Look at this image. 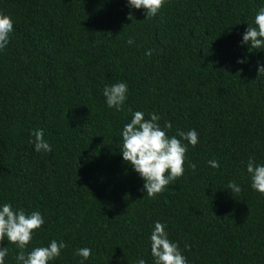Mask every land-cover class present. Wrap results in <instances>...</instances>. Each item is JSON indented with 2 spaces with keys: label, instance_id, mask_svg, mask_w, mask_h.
<instances>
[{
  "label": "trees",
  "instance_id": "1",
  "mask_svg": "<svg viewBox=\"0 0 264 264\" xmlns=\"http://www.w3.org/2000/svg\"><path fill=\"white\" fill-rule=\"evenodd\" d=\"M261 6L165 0L147 18L127 0H0L14 24L0 53V203L45 221L25 252L56 239L66 247L49 264H153L149 237L160 220L189 264H264V194L246 169L250 156L264 163V49L241 43ZM119 80L129 88L121 111L103 96ZM129 108L170 120L168 135L199 134L183 175L155 196L121 155ZM37 127L52 151L29 143ZM231 180L240 192L227 189ZM0 246L5 264H17L16 245Z\"/></svg>",
  "mask_w": 264,
  "mask_h": 264
},
{
  "label": "clouds",
  "instance_id": "2",
  "mask_svg": "<svg viewBox=\"0 0 264 264\" xmlns=\"http://www.w3.org/2000/svg\"><path fill=\"white\" fill-rule=\"evenodd\" d=\"M164 3L165 0H127L130 9L145 10L147 18L158 14ZM261 4L254 20L248 23L247 29L242 34L241 43L250 45L253 49H264V0H261ZM129 17H132L131 11ZM13 34L14 24L11 18L0 13V53L9 47ZM127 43L134 44V38L130 36ZM152 51L147 49L146 55L151 56ZM238 62L246 61L240 59ZM258 74H264V63H258ZM128 92L127 82L123 80L106 84L103 88L107 106L117 111L124 108ZM128 111L130 118L120 130L121 155L143 179V189L146 194L155 196L162 192L165 186L183 175L188 145L195 146L199 142V134L195 128H190L187 131L177 129L175 135H168L172 122L166 120L161 125L159 123L161 117L157 112L150 111L146 117L144 110L129 108ZM29 143L37 152L52 151V145L45 138L43 128L37 127L30 131ZM207 163L213 168L220 166L216 159H210ZM189 166L196 168V164L192 162H189ZM246 169L252 189L264 194V163L250 156ZM227 189L237 193L241 191V186L235 180H231ZM44 223V216L38 210L26 212L25 209L15 207L11 202L0 203V242L7 239L8 242L16 245L19 249L15 256L17 264H49L61 255V250L66 244L63 240L56 239H52L47 245L35 246L28 252L24 251L32 240L33 231ZM149 239L153 264H189L182 254L179 243L170 240L165 223L156 220ZM8 251V246H0V264H5ZM91 253L89 247L75 249V254L83 259L89 258ZM136 264H147V261L138 258Z\"/></svg>",
  "mask_w": 264,
  "mask_h": 264
}]
</instances>
